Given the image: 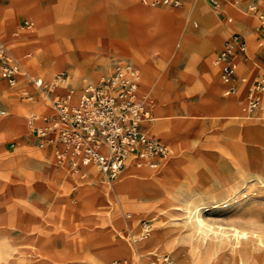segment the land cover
Instances as JSON below:
<instances>
[{
    "label": "rangeland",
    "instance_id": "obj_1",
    "mask_svg": "<svg viewBox=\"0 0 264 264\" xmlns=\"http://www.w3.org/2000/svg\"><path fill=\"white\" fill-rule=\"evenodd\" d=\"M194 1L169 7L145 6L139 0H0V37L18 57L28 55L19 88L0 80L5 89L0 90V249L6 259L0 264H108L116 259L151 264L164 253L181 264L196 250L204 256L216 240L186 222L187 208L200 202L209 203L203 217L215 226L248 231L264 226V114L243 116L244 89L223 97L220 70L212 63L214 51L237 31L248 38L247 63L255 68L251 79L264 75L257 20L247 14L249 0L225 7L232 22L210 0ZM259 4L263 9L264 0ZM146 8L169 10L174 22L148 19ZM26 19L34 22L32 28L22 27ZM214 21L228 34L215 39ZM38 46L44 52L30 67ZM124 61L140 69L139 93L151 104L150 131L168 136L158 125L169 121L174 126L175 134L168 136L174 151L156 170L128 167L109 180L94 164L82 163L73 176L75 169L57 159L56 148L41 146L31 132L29 117L42 119L54 111L46 91H36L31 82L26 86L25 79L37 74L54 92L71 90L78 98ZM209 66L217 87L202 86L194 78L198 71L204 77ZM62 73L66 81L58 82ZM159 85L168 100L169 110L162 112L175 113L169 120H156ZM26 91L36 92L33 99L26 98ZM238 95L240 110L230 102ZM210 102L222 103L214 109ZM146 219L153 220L149 239L160 222L158 227L172 233L174 245L132 253L131 246L143 241L137 238ZM260 234L249 233L250 246L259 237L264 241V232ZM113 243L118 251H112ZM221 245L215 255L223 254L225 264H239L234 263L237 255H229L230 245ZM251 263L246 256L244 264Z\"/></svg>",
    "mask_w": 264,
    "mask_h": 264
},
{
    "label": "built area",
    "instance_id": "obj_2",
    "mask_svg": "<svg viewBox=\"0 0 264 264\" xmlns=\"http://www.w3.org/2000/svg\"><path fill=\"white\" fill-rule=\"evenodd\" d=\"M151 6L163 4L177 7L188 0H146ZM221 11L225 0H210ZM238 2V1H237ZM247 13L257 17L262 34L260 44H264V9L259 0H251ZM34 26L26 19L23 28ZM248 43L243 35L234 33L225 40L214 59L221 70V78L228 88L224 95L238 90L236 79L238 55H245ZM25 66L10 51L0 38V79L11 87L18 84ZM30 75V74H29ZM30 82L38 91H46L49 96L53 115L29 117V127L41 146L57 143L60 145L59 159L67 162L72 169H78L82 163H92L109 180L117 178L130 165L141 167L145 164L156 169L171 154L170 146L160 138L147 134L143 122L150 119L151 113L145 97L139 93L141 84L140 69L129 61L118 62L112 73L105 76L95 86L85 88L75 98L70 90L59 94L39 75H30ZM65 74L58 76V82H65ZM33 99V94L26 93ZM264 97V76H259L248 88L247 102L243 112L247 117L254 116ZM42 124H38V121ZM153 229V220L142 222L141 236L137 240L148 238ZM108 264H134L128 259H116ZM151 264H176L169 254H160Z\"/></svg>",
    "mask_w": 264,
    "mask_h": 264
},
{
    "label": "bare ground",
    "instance_id": "obj_3",
    "mask_svg": "<svg viewBox=\"0 0 264 264\" xmlns=\"http://www.w3.org/2000/svg\"><path fill=\"white\" fill-rule=\"evenodd\" d=\"M186 2H184L182 5H184ZM200 2H203V0H195L194 5H196ZM182 5H180V6H182ZM145 17L148 19H156L159 22H163L166 20L168 22H174L173 21L174 18L170 14L169 10H165V9L164 10H158V9L146 8L145 9ZM225 34L227 35L228 31H226L224 29V27L218 21H214L213 22L214 38L215 39L220 38ZM41 52H44V48L38 46V48L36 49V54L29 61L31 63L30 67L34 66V64L37 60V56ZM143 64H145V63H143ZM208 72H211V75L214 78L215 70L212 66H209ZM26 73H27V70L26 71L24 70L22 75L23 74L25 75ZM149 82H150V79L148 78V75L146 73H144L145 85L149 86ZM64 84L65 83H62L61 85H64ZM65 85H67V84H65ZM0 90H2L5 93L4 87L0 86ZM161 91H162V86L159 85L157 90H156V94H155L156 95V102H155L154 107L158 111H161V113L158 114V117L156 118V120H169L170 118H173V116H175V113L169 112V111L162 112L163 110H169V109H168V106H166L167 105L166 102H168V100L162 95ZM241 99H242L241 95H238L237 97L231 98V101H230L231 105L236 110H240L239 105H240ZM263 105H264V103H263ZM239 114L240 113H237V115H234V116L239 117L240 116ZM238 117H236V118H238ZM158 126H159V130L168 136H170L171 134H175V130H174L175 128L173 125H171V123L169 121L160 123V125H158ZM79 171H80L79 168L73 170L74 174L79 173ZM263 182H264V180H263ZM235 194H236V192H235ZM191 195H192V193H191ZM197 195H198V193H197ZM189 198H192V197L190 196ZM199 198H201V197H197L196 199H199ZM191 200H190V202H191ZM196 202H198V200ZM202 205H205V206H202ZM203 208L208 210L209 209V203L207 204L206 202H200V203H196L193 207H191V206L188 207L187 208L188 219L186 222L190 223L189 225H191V227H192L191 229L196 230L198 232H201L210 238L216 239L215 240L216 242L215 241L210 242V244H211L210 248H208L209 250H207V253L204 256L201 253H199L198 250H196L195 251L196 254L193 258H189L188 260L181 261V264H225L224 263L225 258L223 257V254L220 257L215 255V250L216 249L218 250L217 247L218 246L222 247L221 244H225V243H227L231 247V252L229 253L231 258H232V256L237 255L236 258H238V259H236V260L234 259L235 260L234 263L244 264V258L247 256L249 258V260L252 261L251 264H264V241L262 238H260L262 235V234H260V232H264V226H260V225H259L260 227L259 226H255V227L251 226V231H248L246 229H242L240 226H233V225H231L230 227H227L223 224H218L215 226V225L211 224V222L210 223L207 222L206 219L203 217L204 216L202 213ZM241 217H243V216H241ZM254 223H256V222H254ZM259 224H261V223H259ZM159 225H160V222H157L155 225L156 227H155L154 234L150 239L148 238V239L143 240L138 246H135V247L131 246L130 250L132 251V253H136V250L141 251V253H142L145 250L155 249V248L166 250L165 247L169 243L174 245V239H173L172 233H168V231L166 232V230L162 229L161 227H158ZM231 230L233 232H231ZM130 232H132V230ZM249 233H252L253 236H256V237L260 236L259 241L257 240L258 241L257 244H253L252 246H250L251 244H249V240H248V239H250ZM204 240H205V238H204ZM112 251H118L117 245L115 243H113V250ZM6 256H7V254H6ZM5 260H6L5 255L1 253V249H0V262H3Z\"/></svg>",
    "mask_w": 264,
    "mask_h": 264
},
{
    "label": "crops",
    "instance_id": "obj_4",
    "mask_svg": "<svg viewBox=\"0 0 264 264\" xmlns=\"http://www.w3.org/2000/svg\"><path fill=\"white\" fill-rule=\"evenodd\" d=\"M238 1V2H237ZM251 0H249L247 3H246V5H245V7H247V5L249 4V2H250ZM260 1V0H259ZM139 2L142 4V5H145V6H151V5H149L148 3H147V1L146 0H139ZM188 2V1H187ZM187 4V3H186ZM186 4H184V5H186ZM184 5H182V6H184ZM227 5H232V6H235V7H237V6H241V0H225L224 2H223V4H222V8H221V11L219 12L218 11V13L220 14V15H222L225 19H227V21L228 22H232L233 21V18H232V14H230V13H228L226 10H225V7L227 6ZM160 6H169V5H166V4H163V5H160ZM170 7V6H169ZM172 7V6H171ZM262 9V8H261ZM264 9V8H263ZM248 14V13H247ZM255 17V16H254ZM255 19L257 20V23H256V26H255V32H256V40H257V42H259V45H260V47H262V48H264V44L263 45H261L260 44V41L262 40V34H261V32H260V30H259V22H258V19H257V17H255ZM195 26H198V24L195 22ZM234 33H240L241 35H243L244 37H245V39H246V41H247V43H248V50H247V53L245 54V55H243V54H241V55H238L237 56V61H238V70H237V79H236V84H237V87H238V90L235 92V93H237L240 89H244V100L242 101V107H241V111H242V114H243V116H245V117H247L245 114H244V112H243V107L245 106V104H246V102H247V93H248V88H249V86L253 83V81L256 79V78H258L259 76H264V75H262V74H257L254 78H252L251 79V77L250 76H253L255 73H254V70H255V68L252 66V65H249L248 63H247V60H248V58H249V50H250V48H249V42H248V38L246 37V35H244L243 33H241V32H233L232 34H234ZM232 34L230 35V36H232ZM19 35H16L15 37H18ZM229 36V37H230ZM1 38V37H0ZM228 39V38H227ZM263 41H264V39H263ZM225 42V41H224ZM224 42H223V44H224ZM223 44H222V46H223ZM222 46L221 47H219V48H217L215 51H214V55H213V58H212V63H213V66H215L216 68H218L219 70H220V68L218 67V66H216L215 64H214V59H215V56L217 55V53H218V51L222 48ZM10 51H11V53L17 58V59H19L21 62H22V64L25 66V63H24V61H25V59L28 57V55L27 54H24L22 57H18L11 49H10ZM247 68H251L250 69V71H249V73L247 72ZM37 75V74H36ZM194 78L196 79V81L198 82V83H200L202 86L204 85H207V84H209L210 86L213 84L214 86H216V84H215V82H214V78L212 77V75H211V72H208L207 70H206V73L204 74V77L203 76H201L200 75V73H199V71L194 75ZM0 80H2V79H0ZM5 81V80H4ZM19 81H21V78L19 77V80H18V82ZM25 82H26V86H28V83L30 84V80L28 79H25ZM18 85V84H17ZM220 85H221V87H222V96L223 97H230V96H232L233 94H235V93H233V94H230V95H227V96H225L224 95V91L228 88V86L226 85V84H224L223 83V81H222V78H221V70H220ZM32 86L35 88V86L32 84ZM16 87H18V86H16ZM217 87V86H216ZM19 88V87H18ZM35 90L36 91H38L36 88H35ZM26 93H28V94H35L36 92H31V91H26ZM209 99V98H208ZM210 100V99H209ZM216 103H222V102H213V103H211L210 102V104L212 105V108H214L213 107V105L214 104H216ZM263 103H264V97H263V100H262V102H261V104H260V106H259V108L256 110V112L254 113V116H252V117H250V118H248V119H254V118H261L262 116H261V114H264V105H263ZM149 105H151V104H148V107H149V110H150V113H151V108H150V106ZM215 109V108H214ZM41 112V111H40ZM43 113V112H42ZM152 114V113H151ZM153 121V117L151 116L150 117V119H148V120H146L145 122H143V124H142V126H143V129H144V131L147 133V134H149V135H151V136H155V137H158V138H160L162 141H164L165 143H167L168 145H170L171 146V154L173 153V151H174V146H173V142H172V140L168 137V136H164V135H160V134H156V133H154V132H151L150 131V122H152ZM38 124H42V121L40 120V121H38ZM52 145V147H54V148H56L55 150V153H56V157H57V159L59 158L58 157V155H59V151H60V145L59 144H57V143H52L51 144ZM171 154H170V156H171ZM165 161V160H164ZM164 161H162V162H164ZM161 162V163H162ZM128 167H135V168H139V169H142V168H146V167H149L150 168V166H148L147 164H145V165H143V166H141V167H138V166H135V165H130V166H128ZM127 167V168H128ZM152 169V168H151ZM154 170H156V169H154ZM73 176H75V175H78V173L77 174H72Z\"/></svg>",
    "mask_w": 264,
    "mask_h": 264
}]
</instances>
